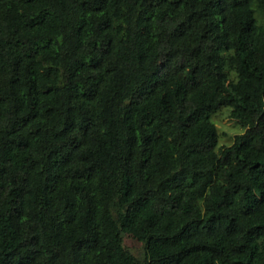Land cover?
Masks as SVG:
<instances>
[{
  "label": "trees",
  "instance_id": "1",
  "mask_svg": "<svg viewBox=\"0 0 264 264\" xmlns=\"http://www.w3.org/2000/svg\"><path fill=\"white\" fill-rule=\"evenodd\" d=\"M0 264H264V0H0Z\"/></svg>",
  "mask_w": 264,
  "mask_h": 264
},
{
  "label": "rangeland",
  "instance_id": "2",
  "mask_svg": "<svg viewBox=\"0 0 264 264\" xmlns=\"http://www.w3.org/2000/svg\"><path fill=\"white\" fill-rule=\"evenodd\" d=\"M229 107H222L218 109L214 114L211 115L210 120L216 126L218 132V141L220 144H228L232 136L235 133H239L242 131L240 127H238L232 120H230L228 115ZM123 245L131 250L134 254H138L139 244L133 241L128 236H123Z\"/></svg>",
  "mask_w": 264,
  "mask_h": 264
}]
</instances>
